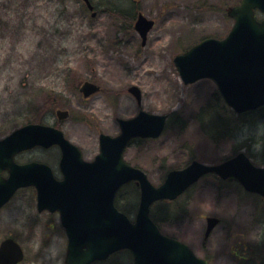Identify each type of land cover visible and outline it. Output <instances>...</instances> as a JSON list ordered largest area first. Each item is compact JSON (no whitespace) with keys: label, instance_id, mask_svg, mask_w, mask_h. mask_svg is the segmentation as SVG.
Returning a JSON list of instances; mask_svg holds the SVG:
<instances>
[{"label":"rangeland","instance_id":"374dc122","mask_svg":"<svg viewBox=\"0 0 264 264\" xmlns=\"http://www.w3.org/2000/svg\"><path fill=\"white\" fill-rule=\"evenodd\" d=\"M239 1L92 0L98 11L93 17L82 0H0V138L30 122L54 124L91 161L99 153L101 133L119 134L117 119L133 117L144 109L173 117L161 137L136 139L125 152L126 160L146 171L156 185L191 156V160L218 163L236 150H244L251 152L254 162L261 161L264 110L237 114L232 109H207L217 94L215 83L203 79L185 85L173 61L206 37L224 38L234 24L226 10ZM114 2L124 8L132 5L136 15L142 11L155 20L146 46L134 29L135 20L131 29L109 11ZM85 80L97 82L102 91L84 99L79 87ZM132 85L142 90L141 105L127 91ZM202 108L208 125L224 117L234 121L224 120L231 138L214 141L201 130L195 117ZM58 109L70 110V117L59 120ZM184 121L187 126L181 129L178 126ZM27 152L23 156L48 163L56 177H62L59 146ZM128 189L122 196L128 200L129 193L134 208L138 194L132 187ZM29 203H33V219L24 216ZM179 205L188 207L187 215L178 224L163 228L165 234L189 244L210 264L261 263V196L246 192L237 182L208 175L172 203L173 207ZM207 216L221 221L205 238ZM38 217L33 190L21 189L0 213V241L8 234L18 237L25 250L21 264H61L67 237L59 227V214ZM12 224H16L15 230ZM94 264L133 261L123 252Z\"/></svg>","mask_w":264,"mask_h":264},{"label":"water","instance_id":"95a60500","mask_svg":"<svg viewBox=\"0 0 264 264\" xmlns=\"http://www.w3.org/2000/svg\"><path fill=\"white\" fill-rule=\"evenodd\" d=\"M85 1L93 10L91 1ZM256 9L264 13V0H241L229 7L228 15L235 23L227 37L206 38L174 59L186 84L212 79L227 105L238 113L264 105V19H258ZM154 24L142 12L138 14L135 29L143 45ZM99 90L100 86L90 81L81 87L86 97ZM129 92L141 104V89L133 85ZM57 115L65 119L70 113L60 109ZM167 118V114L144 110L133 118H120V134L102 133L100 153L93 161H86L82 150L55 126L30 123L13 131L0 140V173L4 169L10 172L8 178L0 175V208L19 188L34 185L39 210L61 214L69 240L64 264H91L121 249L132 252L135 264H209L188 244L160 230L150 215L152 204L178 198L208 173L239 181L247 191L264 196V166L255 165L241 151L219 164L193 160L184 168L169 171L164 182L156 186L144 170L125 160L124 152L133 138L161 136ZM53 145H59L62 150V179L56 178L49 164L20 165L14 161L20 151ZM131 181H136L141 191L135 221L115 205L118 190ZM219 221L217 217L208 218L206 237ZM23 258L24 251L14 239L1 244L0 264H17Z\"/></svg>","mask_w":264,"mask_h":264},{"label":"trees","instance_id":"16d2710c","mask_svg":"<svg viewBox=\"0 0 264 264\" xmlns=\"http://www.w3.org/2000/svg\"><path fill=\"white\" fill-rule=\"evenodd\" d=\"M129 1H131V0H129ZM108 9L110 12H112L114 17H119L121 23L124 26L127 24H130V28L132 29L133 21L136 18V12H135L134 6L131 5V7L124 8L123 5H120L118 2H114V4L112 6L108 7ZM213 100H214V102L212 104H211V102H208L209 107L207 109H213L214 112H218L219 109L233 112L232 110H230L229 107H227V105L225 104V102L222 99L220 94L214 93ZM54 105H56V104H54ZM260 110H264V107L260 108ZM203 112H204V108L200 109L197 112L195 118H196L197 123L200 124L201 130L208 137H210L214 141H218V140H221L223 138L224 139L225 138H227V139L231 138L230 137L231 131H229V129L227 128V126L224 123V120H226V119H229L226 121V123H230L231 121L234 122L231 118L224 117L225 119L224 118H220V120L216 119L214 121V125L213 124L208 125L205 123V121L203 119ZM27 115L30 117V114H27ZM171 123H173V117L171 118L170 124ZM186 123L187 122L184 121L183 124L180 125L181 129H183L187 126ZM180 124H181V122H180ZM237 125H238V123H237ZM236 126H234V128H236ZM248 153L250 155H252L251 152H248ZM262 153H263V155L261 157L262 160L256 161V163L259 165H264V151ZM191 158H192V156L189 157L188 160H190ZM186 163H187V161H186ZM184 165H185V163L183 162L180 167H182ZM130 185L127 186V189H128V187H132L133 189H135L137 191V194L139 195L138 186H136L134 183H131ZM121 194H120V198H121ZM138 198H139V196H138ZM119 201L121 202L120 207L126 213L130 214V212L132 211V209H131L132 205L129 201V193H128V200L125 197H123L122 201L121 200H119ZM177 201L178 200L171 201V202L176 203ZM137 202H138V200H137ZM171 202H167V201L162 202L160 205L154 206V208L152 210V217L158 223V225L160 226V228L162 230H164L163 228H165L167 225L178 224L180 222L178 220L182 217H185L187 215L186 213L188 212V208H184V207H182V205H179L177 207H173Z\"/></svg>","mask_w":264,"mask_h":264},{"label":"flooded vegetation","instance_id":"af4514ba","mask_svg":"<svg viewBox=\"0 0 264 264\" xmlns=\"http://www.w3.org/2000/svg\"><path fill=\"white\" fill-rule=\"evenodd\" d=\"M25 152H27V151L20 152V153L15 157L16 162H18V163H20V164H26V163H29V162L34 161L33 159H29V158L23 156V153H25ZM27 153H28V152H27ZM35 161H37V160H35ZM2 175H3L4 177H7V176L9 175V172H8L7 170H5V171L2 172ZM28 188H31V189L33 190L34 195L36 196V199H37L36 189H35L34 187H28ZM23 189H25V188H22V190H23ZM20 190H21V189H20ZM20 190L16 193V195L20 192ZM16 195H15V196H16ZM117 205H118V202H117ZM118 206H119V205H118ZM6 207H7V205L3 206V207L0 209V213H1ZM26 207H28V209H26V211L24 212V214H26V212H27V214L24 215V216H25V217L28 216L29 219L32 217V219H33V216H32L33 203L31 204V206H30V203H29ZM36 207H37V204H36ZM37 209H38V208H37ZM30 213H31V215H30ZM47 214H53V213H50V212H48V211H42V212L39 211V217H38L37 219H44V216H46ZM37 219L35 218V220H37ZM12 226L14 227L13 230H15L16 224H12ZM59 227H60V229H61L62 231L65 232V235H66V230H65V228H64V226H63V224H62V222H61V219H60V225H59ZM65 237H67V236H65ZM7 238H14L15 240H17V241H19V242L21 243V241L18 239L17 236H15V235H13V234H8L7 236H5L4 238L1 239V241H0V245H1L2 241H4V240L7 239ZM19 238H20V237H19ZM66 242L68 243V240H67V239H66ZM66 246H67V244H66ZM64 260H65V258H64ZM64 260H63L62 263H64ZM62 263H61V264H62ZM20 264H21V263H20Z\"/></svg>","mask_w":264,"mask_h":264},{"label":"bare ground","instance_id":"6f19581e","mask_svg":"<svg viewBox=\"0 0 264 264\" xmlns=\"http://www.w3.org/2000/svg\"><path fill=\"white\" fill-rule=\"evenodd\" d=\"M180 125L178 127H180ZM165 127H167V126H165ZM188 127H189V125H188ZM238 153H239L238 151H235V154L233 156L237 155ZM233 156H231V157H233ZM191 162H193L191 159L190 160H187V163L185 162V166H188Z\"/></svg>","mask_w":264,"mask_h":264}]
</instances>
